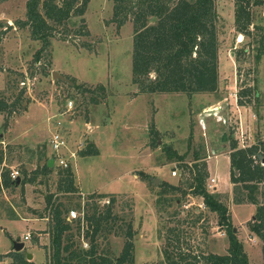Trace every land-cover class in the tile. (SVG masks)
<instances>
[{"label":"rangeland","instance_id":"374dc122","mask_svg":"<svg viewBox=\"0 0 264 264\" xmlns=\"http://www.w3.org/2000/svg\"><path fill=\"white\" fill-rule=\"evenodd\" d=\"M26 2L0 0V101L13 104L20 98L17 109L0 110V174L17 172L18 180L16 186H0V256H5L0 264H14L15 252L26 259L31 253L29 261L35 264H51L48 197L54 195L55 201L83 216L90 195L104 192H109L107 197L96 199L101 210L116 197L113 211L123 218L116 226L125 228L132 222L137 232L135 264L164 260L166 232L173 226L184 229L198 251L227 253L226 226L202 197L161 192L166 181L188 188L184 181L190 174L182 164H194L196 155L207 163V188L228 206L250 263L264 264L263 241L249 226L257 206L236 204L228 158L234 141L247 148L264 140V2L251 5V34L244 35L236 29L235 0L217 1L219 89L192 96L139 92L132 74L133 23L118 28L111 22L113 0H90L84 15L90 35L72 33L67 40L57 35L36 61L42 41L33 38L30 28L17 24L27 18ZM76 84L91 88L103 84L106 94L94 103ZM249 87L254 90L244 93ZM55 132L68 141L61 154L74 170L81 188L77 193L58 191L63 166L57 162L51 174L39 173L47 157L56 156L50 142ZM89 141L100 154L80 157ZM175 169L178 174L172 176ZM35 172L32 182L29 178ZM198 214L203 217L194 223ZM72 224L77 232L76 222ZM17 239L25 242L24 250L14 249ZM76 241L84 248L91 244L83 236ZM124 243L125 236L119 233L99 238L100 248L112 256L119 255Z\"/></svg>","mask_w":264,"mask_h":264},{"label":"trees","instance_id":"16d2710c","mask_svg":"<svg viewBox=\"0 0 264 264\" xmlns=\"http://www.w3.org/2000/svg\"><path fill=\"white\" fill-rule=\"evenodd\" d=\"M90 0H27V18L18 20L20 27L30 28L34 39L42 41V47L37 51L35 60L39 61L42 54L52 45V38L60 35L67 40L70 34L79 36L90 35L84 15ZM114 9L111 22L121 28L127 21L133 23L132 74L133 82L138 85L140 93H214L219 89V15L216 10L218 0H113ZM264 0H235V22L238 32L250 35L253 23L251 5L263 4ZM75 19V21H74ZM80 21V22H79ZM69 23L78 25L71 29ZM261 53L257 54V58ZM10 80L8 81L9 84ZM11 85L9 84V87ZM82 96L88 95L91 101L99 103L105 96V86L98 84L95 88L75 85ZM8 87V88H9ZM247 88L244 93L252 92ZM103 91V93H101ZM242 92V94H243ZM85 97V96H84ZM242 95L240 102H243ZM20 98L13 104L4 99L0 101V110L16 108ZM230 154L232 180L235 183L236 204L252 203L257 211L250 222V229L263 241L264 253V140L247 148L239 147L234 141ZM80 156L98 155L99 150L92 142L80 150ZM184 160L183 155H178ZM49 158L41 165L40 172L49 175L54 166L49 165ZM190 174L184 184H161L163 194H192L204 199L205 206L215 212L220 224L226 226L230 247L225 254L198 251L187 240V232L180 226L168 228L166 243L163 248L164 260L158 264H251L242 241L239 239L232 223L229 208L206 185L209 176L207 163L200 162L196 155L194 164H182ZM35 176L29 178L35 181ZM17 179L11 177V172L0 174V186H16ZM28 181V180H27ZM23 180V184L27 182ZM189 190L191 193H189ZM58 191L77 193L79 187L75 182L72 167L62 168L59 172ZM48 197L51 236V264H135L136 230L132 222L116 226L122 216L114 213L116 197L104 203L105 209L99 205L98 198L108 196L106 193H93L92 201L83 216L69 220L71 206L63 201H55ZM180 199V198H178ZM78 204V203H77ZM81 207V204H78ZM198 214L194 223L202 218ZM84 221V224L82 223ZM72 222H76L77 232H73ZM84 226V235L82 234ZM120 226V227H119ZM121 228L116 230V228ZM110 233L125 236L123 249L117 256H112L109 250L100 248L99 238ZM83 236L91 242L89 248L80 246L76 238ZM82 244V243H81ZM187 245V247H185ZM187 248V249H186ZM196 249V250H195ZM198 251V252H197ZM14 264H35L26 259L25 254L15 252ZM5 257L0 256V260Z\"/></svg>","mask_w":264,"mask_h":264},{"label":"built area","instance_id":"2783aa9c","mask_svg":"<svg viewBox=\"0 0 264 264\" xmlns=\"http://www.w3.org/2000/svg\"><path fill=\"white\" fill-rule=\"evenodd\" d=\"M69 104L71 105L72 102L70 101ZM50 142H51L52 149L56 153V156L54 157L55 162H57L58 165H60V166L62 165L63 168L70 167L69 161L67 159H65L61 154V151L63 149L68 148L67 139L63 136V134H61L59 132H55V133H53V136L51 137ZM72 154H74V153H72ZM262 163L264 164V161ZM177 174H178V171L176 169L172 171V176H176ZM11 177L13 179H17V172H12ZM212 182H215V178H212ZM107 201L108 200H106V202ZM78 216H80L78 211L76 209H71L69 212V215H68V219L69 220L76 219ZM26 238L28 239L29 236H26Z\"/></svg>","mask_w":264,"mask_h":264},{"label":"water","instance_id":"95a60500","mask_svg":"<svg viewBox=\"0 0 264 264\" xmlns=\"http://www.w3.org/2000/svg\"><path fill=\"white\" fill-rule=\"evenodd\" d=\"M55 75H58V74H55ZM60 77H62V78H64L63 76H61L60 75ZM226 139V135L223 137V140H225ZM54 158H51L50 160H49V165L50 166H54ZM18 184V183H17ZM235 231H236V229H235ZM13 246H14V249L16 250V251H21V250H24V247H25V242L24 241H21V240H19V239H17V240H13ZM27 256H28V260H30L32 257H33V255L31 254V253H28L27 254Z\"/></svg>","mask_w":264,"mask_h":264},{"label":"crops","instance_id":"0c3cea01","mask_svg":"<svg viewBox=\"0 0 264 264\" xmlns=\"http://www.w3.org/2000/svg\"><path fill=\"white\" fill-rule=\"evenodd\" d=\"M235 136H236V134H235ZM96 147H97V145H96ZM98 149V148H97ZM99 150V149H98ZM99 154H100V151H99ZM81 157V156H80ZM228 158L230 159V157L228 156ZM230 162V164H231V161H229ZM55 161H54V165H55ZM219 176V175H218ZM78 187H79V189H81L80 188V186L79 185H77ZM94 192V191H93ZM101 192H104V191H101ZM104 193H109V192H104ZM255 205V204H254ZM254 216H255V214H254ZM253 216V217H254ZM252 220H253V218H252ZM251 220V221H252ZM236 229V228H235ZM251 230V229H250ZM237 231V230H236ZM251 233H252V235H254L256 238H258V239H260V237L255 233V232H253L252 230H251ZM239 237V236H238ZM245 247V246H244Z\"/></svg>","mask_w":264,"mask_h":264},{"label":"bare ground","instance_id":"6f19581e","mask_svg":"<svg viewBox=\"0 0 264 264\" xmlns=\"http://www.w3.org/2000/svg\"><path fill=\"white\" fill-rule=\"evenodd\" d=\"M240 40H242V38H240Z\"/></svg>","mask_w":264,"mask_h":264}]
</instances>
